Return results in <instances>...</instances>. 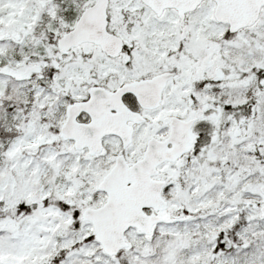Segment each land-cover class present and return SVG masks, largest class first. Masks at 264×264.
<instances>
[{
    "label": "snow or ice",
    "instance_id": "obj_1",
    "mask_svg": "<svg viewBox=\"0 0 264 264\" xmlns=\"http://www.w3.org/2000/svg\"><path fill=\"white\" fill-rule=\"evenodd\" d=\"M0 264H264V0H0Z\"/></svg>",
    "mask_w": 264,
    "mask_h": 264
}]
</instances>
